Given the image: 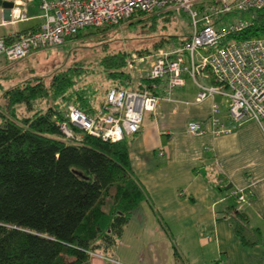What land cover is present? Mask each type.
Here are the masks:
<instances>
[{
  "label": "trees",
  "instance_id": "trees-1",
  "mask_svg": "<svg viewBox=\"0 0 264 264\" xmlns=\"http://www.w3.org/2000/svg\"><path fill=\"white\" fill-rule=\"evenodd\" d=\"M248 13L251 25L233 36L264 37V8ZM85 29L69 41L82 37ZM28 30L6 38L14 40ZM104 64L115 80L112 86H127L125 80L130 76L124 71L125 55H113ZM79 73L69 68L56 73L49 84L37 79L4 91L7 106L0 111V264H83L90 251L107 253L146 197L132 168L130 138L113 142L76 128L81 137L69 141L62 132L59 123L67 120L68 105L90 115L99 110L87 89L75 88ZM208 80L215 83L211 74ZM138 82L150 85L145 77ZM138 82L130 87L136 88ZM41 99L53 103L28 116H18V105L32 109ZM235 219L236 233L244 245L261 243V230L251 227L245 214L237 211Z\"/></svg>",
  "mask_w": 264,
  "mask_h": 264
},
{
  "label": "crops",
  "instance_id": "crops-1",
  "mask_svg": "<svg viewBox=\"0 0 264 264\" xmlns=\"http://www.w3.org/2000/svg\"><path fill=\"white\" fill-rule=\"evenodd\" d=\"M28 21L26 30L42 20L34 13ZM145 72L137 73L139 80ZM188 79L146 111L140 131L128 137L134 175L146 197L114 247L88 264H115L106 257L123 264H264V132L247 120L232 133L217 135L210 127L189 133L188 122L206 120L213 103L232 124L225 98L196 102L198 88L193 81L187 88ZM240 190L244 202L235 195ZM237 211L261 230V243H242Z\"/></svg>",
  "mask_w": 264,
  "mask_h": 264
},
{
  "label": "built area",
  "instance_id": "built-area-1",
  "mask_svg": "<svg viewBox=\"0 0 264 264\" xmlns=\"http://www.w3.org/2000/svg\"><path fill=\"white\" fill-rule=\"evenodd\" d=\"M4 1L12 2L13 6L5 7ZM33 1L0 0V26L30 20L26 7ZM37 1L42 20L38 27L11 41L0 34V55L9 61L22 60L33 52L63 45L85 28L120 26L142 13L154 16L184 14L193 28L189 37L160 49L153 56L145 74L150 85L138 82L134 89L128 85L110 86L104 102L93 115L74 104L68 105L65 109L67 120L59 124L69 141L81 137L76 128L113 142L137 134L144 113L154 111L162 98H169L175 88L184 86L187 77L198 88L196 102L216 95L225 98L227 118L232 124L224 122L220 104L213 103L206 120L188 122L189 133L203 134L209 127L217 135L232 133L247 120L256 121L264 132V37L239 39L233 36L251 25V19L245 14L264 8V0ZM198 54L200 59H197ZM139 60L143 62L145 58ZM210 74L215 83L208 80ZM235 193L239 201L247 200L243 191ZM89 254L92 257L98 253L90 251ZM106 258L112 263L123 264Z\"/></svg>",
  "mask_w": 264,
  "mask_h": 264
},
{
  "label": "rangeland",
  "instance_id": "rangeland-1",
  "mask_svg": "<svg viewBox=\"0 0 264 264\" xmlns=\"http://www.w3.org/2000/svg\"><path fill=\"white\" fill-rule=\"evenodd\" d=\"M39 5L37 0L29 2L26 8L30 16L35 13L39 17L41 13ZM29 7L32 8L30 11ZM166 16L142 13L126 20L120 26H110L106 29L91 27L85 29L84 35L80 38L33 52L22 60L9 61L0 55V111L3 112L7 106L5 89L37 79L49 84L56 73L69 68L80 72L78 78L76 77L75 88L87 89L93 105L99 108L105 100L107 90L115 81L108 75L107 66L104 64L106 58L125 55L124 71L130 76L125 80V84L135 86L139 80L137 73H144V70L145 74L147 73L151 59L160 49H165L174 42L179 43L183 36L188 37L192 34L191 20L186 15L173 14L167 18ZM245 16L248 17L250 14L246 13ZM29 25L30 21H21L0 26V34L22 31ZM161 42L163 46L157 47ZM204 53L202 52V55ZM200 56L198 54L197 59H200ZM140 58L145 60L141 62ZM191 84L192 80L189 78L187 88L191 87ZM52 103L51 100L41 99L32 109L21 104L16 107V112L20 117L28 116L39 108L46 109Z\"/></svg>",
  "mask_w": 264,
  "mask_h": 264
},
{
  "label": "water",
  "instance_id": "water-1",
  "mask_svg": "<svg viewBox=\"0 0 264 264\" xmlns=\"http://www.w3.org/2000/svg\"><path fill=\"white\" fill-rule=\"evenodd\" d=\"M3 5H4L5 7H12V6H13V3L10 2V1H4V2H3Z\"/></svg>",
  "mask_w": 264,
  "mask_h": 264
}]
</instances>
